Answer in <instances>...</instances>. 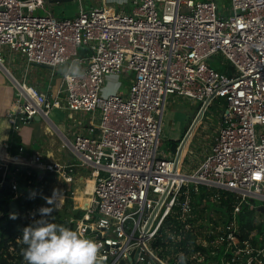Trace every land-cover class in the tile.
<instances>
[{
	"label": "built area",
	"instance_id": "built-area-1",
	"mask_svg": "<svg viewBox=\"0 0 264 264\" xmlns=\"http://www.w3.org/2000/svg\"><path fill=\"white\" fill-rule=\"evenodd\" d=\"M53 1L0 0V65L4 45L28 66H50L52 74L60 61L80 62L84 77L69 82L62 75L65 94L53 98L1 68L17 87L5 111L14 130L36 115L48 118L55 106L92 112L91 132H76L66 142L94 179L73 230L103 245L105 264H264V236L255 241L254 230L240 238L237 217L251 198L264 200V0H229L227 13L218 11L217 0H130L131 9L106 0L85 8L77 0L73 16L55 14ZM215 54L226 71L210 61ZM123 71L131 75L127 93H103L106 76ZM172 95L199 100L202 110L223 99L215 140L191 171L182 162L196 120L174 153L158 149ZM32 159L38 178L46 170L72 178L71 163L38 151ZM0 170V187L9 181L17 191L15 171L1 155ZM201 185L215 201L232 192V217L225 211L223 222L204 223L196 242L206 249H181L171 262L153 241L169 216L178 221L179 239L196 231L194 194Z\"/></svg>",
	"mask_w": 264,
	"mask_h": 264
},
{
	"label": "crops",
	"instance_id": "crops-1",
	"mask_svg": "<svg viewBox=\"0 0 264 264\" xmlns=\"http://www.w3.org/2000/svg\"><path fill=\"white\" fill-rule=\"evenodd\" d=\"M74 1V0H73ZM76 4L62 3L57 6L55 3L66 2L63 1H53L50 5L55 14L60 11V16H73L78 10L80 3L75 0ZM101 0H83L85 8H90L99 4ZM109 4L115 7L124 6L130 2V0H106ZM127 6V5H126ZM5 56L7 61L3 60L4 65L9 69L16 79L22 81L25 79L28 83L36 85L40 90L46 92L51 98L56 95L62 96L65 94L61 90L62 87V75L60 71L52 74V69L50 66L44 64L33 63L29 66L27 65L25 59L20 53L11 52L6 48ZM113 75V74H108ZM17 87L13 83L12 79L6 74L4 70H0V155L1 157L9 161V167L15 165V169L21 170L24 168H35V164L32 159V154L36 151L41 152L44 155V158L47 160H61L63 163H71L67 166V173L72 175L71 179H68L66 175L63 176L60 172L61 179L65 182H76V175L79 173L80 181H84L83 171L90 166L87 164L79 163L78 159L75 162L76 155L74 152L67 146V139H72L76 132L82 131L85 133L91 132V111H74L70 108L65 107H53L49 112V117L46 118L41 116V118L34 117L33 120L24 123L19 129L14 130L11 128L5 117V111L15 99V94ZM102 92L105 93L104 85L102 87ZM98 115V114H97ZM98 117L95 119V122H98ZM218 131V130H217ZM12 132L17 133L20 136V146L18 151L15 153L11 152L9 137ZM185 130L182 132V135L179 140H181ZM95 133L98 134L99 130H95ZM191 141V139H190ZM190 141L185 146L184 157L187 155L188 149L191 147ZM214 141V139H213ZM180 142V141H179ZM178 146V145H177ZM177 148V147H176ZM210 149L208 148L207 151ZM206 151V152H207ZM175 150L172 152L174 153ZM205 152V154H206ZM204 154V155H205ZM74 163V164H72ZM68 167H71V170H68ZM84 168V169H83ZM56 173L46 170L44 177L48 173ZM83 178V179H82ZM49 179V178H48ZM48 182V180H47ZM82 184V183H81ZM79 184V185H81ZM81 187V186H80ZM59 189V188H58ZM63 189V188H62ZM59 191H61L59 189ZM84 192L83 190L81 191ZM81 192L78 189L74 193V208L85 205V209L90 201L88 196L87 202L82 203ZM58 193V191H57ZM53 194V193H52ZM62 197V200H59V204H55L57 208H62L66 205L65 200L67 199L63 196L62 193H58ZM62 194V195H61ZM70 195L67 194V197ZM65 202V203H64ZM82 205V206H81Z\"/></svg>",
	"mask_w": 264,
	"mask_h": 264
},
{
	"label": "trees",
	"instance_id": "trees-1",
	"mask_svg": "<svg viewBox=\"0 0 264 264\" xmlns=\"http://www.w3.org/2000/svg\"><path fill=\"white\" fill-rule=\"evenodd\" d=\"M213 64V62H212ZM223 101V100H222ZM179 139L175 140L171 148L176 150ZM10 149L12 153L18 151L20 146V136L12 132L9 137ZM15 165L10 167L11 172L15 171L18 182V190H12L11 186H6L0 189V264H26L21 254V249L26 245L22 242V233L24 227L32 223L33 219H39L38 210L41 207H53L46 201L47 197H51L52 191L47 183L48 178H51L54 173L50 172L43 178H38L37 170L33 167H27L21 170L15 169ZM68 167V170H71ZM2 170H0L1 174ZM11 178V175L8 176ZM35 193L33 198H30V193ZM71 190L68 191L69 198L66 199V205L63 208H57L54 205L53 220L55 223L63 224L73 229L76 220L79 219L85 209L77 207L74 208L73 198L71 197ZM207 186L201 185L200 193L194 194L195 203L203 204L202 209H207L213 206L224 208L228 214V218L232 217V192H229L228 198H223L221 201H215L208 195ZM255 198H251L252 202ZM16 202V207H13L11 202ZM82 203L87 202V198L81 197ZM245 202L242 210L237 214L240 223L239 237L248 236L252 231L256 230L255 241L262 240L264 236V200L261 205L250 204ZM12 214H16V219H11ZM35 214V216H33ZM70 216L74 217V221L70 220ZM198 218V217H197ZM212 219V214L208 215V219ZM226 219V218H225ZM224 219V220H225ZM201 223L200 226H203ZM179 224L174 216H169L162 228L160 235L153 241V245L158 250L159 254L173 261V256L176 252L183 249L190 250L191 246L194 249L204 251L206 247L201 243L196 242L198 225L196 231L182 232L181 239L178 238ZM176 232V233H175ZM176 234V236H175ZM175 236V237H173Z\"/></svg>",
	"mask_w": 264,
	"mask_h": 264
},
{
	"label": "rangeland",
	"instance_id": "rangeland-1",
	"mask_svg": "<svg viewBox=\"0 0 264 264\" xmlns=\"http://www.w3.org/2000/svg\"><path fill=\"white\" fill-rule=\"evenodd\" d=\"M62 3H68L74 5L76 4V1L66 0V2H59L58 4L55 3V5L59 6ZM217 3H218V11L220 13H227L229 11V6H230L229 0H217ZM126 5H125L126 9H131L132 7L131 2H128ZM59 12L60 11L56 13L59 14ZM6 48L7 46L5 45L1 48V54L4 56V61H7V57L5 56ZM220 58L221 56L219 54H215L210 59V61H212L214 65L220 70L226 71L227 70L226 63L222 64L221 66ZM0 66H1L0 70H2L1 68H4L5 70V67L3 65ZM130 77L131 75L125 71L120 73H113L111 77L110 75H107L104 83L105 93H112L113 92L112 90L114 88L116 89L115 92L127 93L130 84ZM10 78L14 81V78L12 76H10ZM222 100L223 99L221 97H216L210 104L206 106V108H204V110H202V104L199 100H194L193 98L179 96V95L169 96L163 114L161 135L158 144L159 151H161L164 155L172 154L173 149L171 148V146L173 142L175 140H178V138H180V136L182 135V132L185 130L182 136L184 137L186 131H188L190 127L191 122L193 124L194 121L196 120L195 129L192 130L193 135L190 141L191 147L188 149L187 155L186 157H184V161L182 162L183 169H185V171H191L195 166H197L199 161L203 158L208 148L209 149L211 148L214 142L213 139L215 140V137L218 132L217 130L220 124L221 113L223 110ZM77 159L78 157L76 155L74 161L76 162ZM78 161L80 160L78 159ZM180 168L182 169L181 166ZM91 170H92L91 166L89 168H86L83 171V174H85L84 177L91 175ZM78 175L79 173L76 175V182L72 181L70 183L69 182L67 183L61 179V175L59 172L58 174L54 173L53 176L48 179L47 183L52 193L54 192V190H56L58 191V193H62L63 196H65L66 198H69L67 197L68 191L71 190V192H74V190L76 191L79 187L80 192L82 190L84 191L83 193L81 192V195L85 198H88V196L89 197L91 196V193L85 192L86 183L84 181H80ZM58 188L61 191H59ZM71 194H72L71 196L73 197L74 193ZM52 195L53 194H51V196ZM65 202L67 201L65 200ZM252 203L258 206L259 204H262V200L259 198H255L253 202L251 200L250 204ZM201 206H203V204L195 203V214L198 217L197 219L199 223L197 236L199 235L204 236L203 233L205 228H204V224L203 226H200L201 223L214 221L215 224H219L223 222V220L226 217L225 210L222 207L213 206L207 209H202ZM84 207L85 205L82 206V208ZM209 214H212V219L207 220Z\"/></svg>",
	"mask_w": 264,
	"mask_h": 264
},
{
	"label": "clouds",
	"instance_id": "clouds-1",
	"mask_svg": "<svg viewBox=\"0 0 264 264\" xmlns=\"http://www.w3.org/2000/svg\"><path fill=\"white\" fill-rule=\"evenodd\" d=\"M59 63L63 65L59 71L65 80L72 82L84 77L79 61ZM34 196V192L30 193V198ZM57 196L54 190L53 195L46 198L53 207H41L38 210L40 218H34L31 224L24 227L22 242L26 247L21 249L23 260L26 264H105L107 258L100 251L102 244L83 238L79 229L73 230L54 222L52 213ZM10 218L16 219L17 216L12 214Z\"/></svg>",
	"mask_w": 264,
	"mask_h": 264
},
{
	"label": "bare ground",
	"instance_id": "bare-ground-1",
	"mask_svg": "<svg viewBox=\"0 0 264 264\" xmlns=\"http://www.w3.org/2000/svg\"><path fill=\"white\" fill-rule=\"evenodd\" d=\"M84 182L86 183V193H91L92 192V189H93V182H94V179L91 175L87 176L84 178ZM58 200H62V197L60 196V194H58L57 196Z\"/></svg>",
	"mask_w": 264,
	"mask_h": 264
},
{
	"label": "water",
	"instance_id": "water-1",
	"mask_svg": "<svg viewBox=\"0 0 264 264\" xmlns=\"http://www.w3.org/2000/svg\"><path fill=\"white\" fill-rule=\"evenodd\" d=\"M54 1H63V0H54ZM36 117L40 119L41 115H36ZM8 184H9V181H5L4 184L0 187V189L5 188ZM11 204H12L13 207H16V202L14 200H12ZM261 208L263 209L264 206H261Z\"/></svg>",
	"mask_w": 264,
	"mask_h": 264
}]
</instances>
